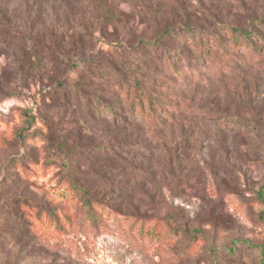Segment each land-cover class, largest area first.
<instances>
[{"label":"rangeland","instance_id":"rangeland-1","mask_svg":"<svg viewBox=\"0 0 264 264\" xmlns=\"http://www.w3.org/2000/svg\"><path fill=\"white\" fill-rule=\"evenodd\" d=\"M263 3L0 0V17L9 11L14 25L29 26L44 11L40 18L59 20L79 48H88L86 34L94 29L123 41L134 32L140 46L145 43L139 35L146 32L153 43L175 15L220 8L225 16L239 5L250 14ZM113 13L121 18L118 25H102V16ZM97 36V49L108 50L106 39ZM4 38L0 34V48ZM156 43L147 48L173 50L178 41L171 35ZM195 51L189 65H179L192 74L184 82L156 77L166 84L159 88L164 101L178 102L180 124L169 132L179 136L181 149L174 168L166 161L161 175L160 170L155 177L142 172L139 178L150 179L144 184L130 174L124 180L116 176L115 162L135 172L132 164L155 159L147 131L129 127L119 134L111 124L105 126L99 115L89 113L85 95L73 96L70 86L87 73L94 95L98 86H116L114 81L80 63L68 82L57 71L60 57L50 59L58 69L45 58L46 68L22 76L14 52L0 51V264H264V50L223 44L205 63ZM131 55L142 63L152 60ZM71 180L116 202L95 207L97 224ZM185 227L190 234L199 229L204 238L188 243L181 231L170 230Z\"/></svg>","mask_w":264,"mask_h":264},{"label":"trees","instance_id":"trees-1","mask_svg":"<svg viewBox=\"0 0 264 264\" xmlns=\"http://www.w3.org/2000/svg\"><path fill=\"white\" fill-rule=\"evenodd\" d=\"M203 3L205 4V2ZM218 3L220 7L225 3V0H218ZM234 9L233 13L225 16L218 13L220 8L216 9V12H212L209 8L192 16L175 15L174 18L166 22L165 28L159 32L158 36L153 37V43L149 42L146 32L139 35V42L145 43L140 46H137L139 43L136 41L134 32L132 33L133 37L129 40L131 42H129L120 38H110L108 32L98 33L94 29L86 34L89 37L88 48H83L85 44H81V48L74 44L70 40L68 32L61 28L62 24L59 20L55 23L50 19L40 18V15L45 16L44 11L39 12V18L32 17L27 22L29 26L25 22L14 25L9 17V11H6V15L3 14L0 17V34L5 35V46L0 48V51L4 54L14 52L17 61L21 62L18 66V73H21L22 76L28 74L29 70L40 71L42 68H46L45 58L50 61L51 58L60 57L63 59L61 62L63 69L57 71L60 73L63 71L64 78L68 82L72 80V69H79L80 63L96 76L114 81L116 86H112V84L105 87L98 86V91L94 95L91 89L95 83L90 80L87 73L80 74L79 80H73L70 86L73 89V96L80 98L81 95H85L84 100L88 102L87 108H92L89 113L99 115L101 123L105 126L111 124L119 134H123L129 127L147 131V147L152 150L153 154H158L156 158L132 164L131 168L136 169L135 172H127L130 170L129 166L117 161L115 164H117L119 173L116 176L121 177L122 180L126 179L128 174L131 175V179L139 178L143 174L155 177L160 169L164 166L166 168V161L171 163V168H174L172 162L179 159L178 154L181 149L180 141L178 142L179 136L174 131L169 132V128L176 129L180 124L178 102L174 98L169 103L164 101L160 91L166 84L156 77L164 75L163 77L169 80L184 82L192 74H190L191 72L185 73L179 68V65L183 61L188 63L193 60V50H196L197 59L203 60V63L210 60L212 52L223 44H227V47H237L238 50L246 48L257 53L264 50V3L260 9L251 10L250 14H247L248 12H245L241 5ZM101 19L102 25L109 23V25L116 26L121 21V18L115 13L105 14ZM19 26L25 27L20 30ZM123 31L126 33L125 30ZM97 34L100 35V38L106 39L104 41L110 47L108 50L103 47L97 49L95 45L98 40ZM27 35L30 36L29 43L24 40V36L27 37ZM171 35L178 41V44L176 43V46L172 48L173 50H163L162 46L147 48V46L157 45L156 42L159 43L161 39H169ZM129 46H132V49H128ZM132 51L136 55L147 54L152 57V60L148 64L142 63L140 59L131 55ZM79 54L81 57L80 60H77L75 56L78 57ZM20 57H25L26 60L23 61ZM93 59L97 60L96 63H93ZM52 66L59 68L57 64ZM166 68L169 69V73H165ZM172 144L175 148H171ZM184 147L189 151L188 146ZM102 148L109 149L106 146H102ZM189 156L187 155V157ZM164 171L160 170L159 175ZM139 179L142 184L150 182V179L145 176ZM71 187L80 195L82 205L87 209L89 219L94 224L100 220L95 209L96 206L113 207L116 204L111 197L105 198L92 191L90 186L71 180ZM131 214L136 215L135 213ZM170 230L173 233L181 231L183 236H186L185 240L188 238V243L196 242L201 237L204 238L199 229H195L192 234L187 227L178 230L171 228ZM260 247L263 253L264 245ZM230 250L234 251V249ZM262 263H264V259H262Z\"/></svg>","mask_w":264,"mask_h":264}]
</instances>
